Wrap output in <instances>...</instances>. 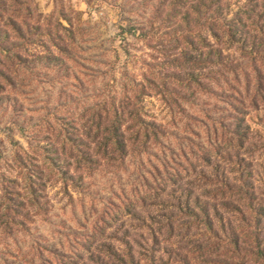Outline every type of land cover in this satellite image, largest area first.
Masks as SVG:
<instances>
[{"label":"trees","instance_id":"obj_1","mask_svg":"<svg viewBox=\"0 0 264 264\" xmlns=\"http://www.w3.org/2000/svg\"><path fill=\"white\" fill-rule=\"evenodd\" d=\"M0 1L3 3L0 5V80L11 83L16 72L28 68L15 41L23 36L26 25L23 20L30 18L24 13L30 11L29 0ZM127 2L136 3V0ZM163 6L166 13L165 17L159 13L161 20H156L155 13L147 18L138 16L142 21L129 27V31L139 32L148 44H157L156 31L163 25L166 30L157 40L163 38L169 44L174 43V52L162 63L166 72L163 92L170 95L166 89L170 84L174 89L191 91L194 95L204 92L229 107L230 110H225L229 113V122H213L206 129L207 134L212 129L214 143L196 158L204 168L194 171L196 180L201 182L200 193L194 195L193 182L188 181L193 175L190 168L188 171L183 167L170 168L164 171V176L152 177V181L158 179L161 184L156 187L148 184L132 199L124 198L113 206L110 218L99 220V230L87 236L88 242L100 236L96 240V252L89 254L88 261L92 264H166L167 258L175 264H220L222 256L232 254L235 264H264V190L261 189L264 182L258 181L261 185L257 186L254 171L244 168V156L251 154V147H256L246 119L247 109L262 107L264 112V0H165ZM57 50L65 53L61 47ZM40 59L43 61L44 57ZM141 76V81H133L127 95L118 103L116 99L97 96L92 105L82 109L79 118L70 120L69 128L63 125L56 134L49 132L53 140L43 153L41 165H34L39 176L35 178L37 181L33 179L35 174L26 173L20 189L24 195L12 189L6 198L8 223L25 224L19 219L26 218L23 212L27 205H37L34 194L37 182L45 187L49 179L44 178H50L43 173L55 175L65 190L69 185L75 188L101 162L121 164L129 153L141 155L151 144H161L159 137L164 135L158 132L161 125L140 117L138 102L154 83L146 74ZM261 126L264 135V120ZM22 158L17 154V161ZM183 181L190 183L181 185ZM160 192L172 202L161 201ZM145 206L153 207L154 214L140 219L137 211ZM162 211L168 214H159ZM126 216L141 221V229L148 237L130 235L124 225L122 233L114 230L105 235L115 218L122 220ZM189 227L197 233L191 234ZM181 240L185 242L183 247L179 244ZM149 241L157 247L150 248ZM162 244H177L176 251L173 247L161 248ZM221 249L224 251L217 253Z\"/></svg>","mask_w":264,"mask_h":264},{"label":"rangeland","instance_id":"obj_2","mask_svg":"<svg viewBox=\"0 0 264 264\" xmlns=\"http://www.w3.org/2000/svg\"><path fill=\"white\" fill-rule=\"evenodd\" d=\"M127 1L27 2L30 11L24 13L30 18L23 20L26 23L23 36L15 44L21 47L28 68L16 72L11 83L0 80V264H92L88 261L89 254H95L96 240L99 241L100 236L92 242H88L87 236L99 230V220L110 218L113 206L119 205L124 198L132 199L148 184L151 187L161 184L158 179L152 181V177H162L170 168L192 169L190 175H193L188 181L193 182L194 195L201 192V182L196 180L194 173L204 168L196 158L205 154L214 143L212 129L208 134L206 129L220 120L228 123L229 113L225 110L230 109L204 92L194 95L191 91L174 89L171 84L166 87L170 95L163 92L162 80L166 72L162 63L174 52V43L169 44L163 38L157 40L166 30L163 25L156 31L154 41L157 44H148L139 32L129 31V27L142 21L138 16L147 18L155 13L156 20H161L166 13L165 0ZM59 47L65 53L58 52ZM42 57L43 61L38 60ZM50 65L53 66L49 68ZM142 74L154 79V83L138 102L140 117L161 125L160 131L157 130L164 134L159 137L161 144H151L141 155L131 152L121 164L118 161L109 165L101 162L83 182H77L75 188L69 185L65 190L55 175L43 173L50 178H44L45 181L49 179L45 187L37 182L34 193L37 205H27L23 212L26 218L19 219L25 224L8 223L6 198L12 189L24 195L20 189L26 173L35 174L33 179L37 181L35 178L39 176L34 165L43 162V153L48 151L49 142L53 140L49 132L54 135L63 125L69 128L70 120L79 118L82 109L92 105L97 96L116 99L118 103L127 95L133 81H141ZM246 119L257 148L251 147V154L244 156V168L254 171L257 186H260L258 181L264 182L263 108H248ZM17 154L23 157L20 162ZM190 164L196 166L191 168ZM182 178L186 179V176L182 175ZM12 193L15 195L16 192ZM159 196L161 201L172 202L164 192ZM154 210L145 206L137 211V217L145 219L147 215H153ZM123 225L130 235L148 237L141 229V221L131 216L122 220L115 218L114 224L108 230L106 228L105 235L114 230L122 233ZM189 228H192L191 234L197 233L193 227ZM179 244L183 247L185 242L181 240ZM147 245L157 247L151 241ZM164 247H173L176 251L177 244H162L161 248ZM231 256H222L220 264L237 263ZM164 261L175 264L167 258Z\"/></svg>","mask_w":264,"mask_h":264}]
</instances>
